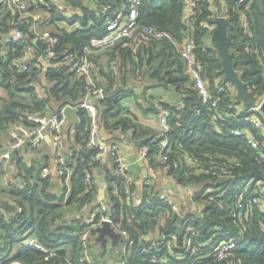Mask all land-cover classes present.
<instances>
[{
	"label": "trees",
	"instance_id": "16d2710c",
	"mask_svg": "<svg viewBox=\"0 0 264 264\" xmlns=\"http://www.w3.org/2000/svg\"><path fill=\"white\" fill-rule=\"evenodd\" d=\"M62 1L44 0L42 3L32 0L28 12L23 14L17 9L3 10L0 0V90H5L8 96L0 104V133L19 124L34 127L36 124L29 120V116L49 109L56 113L68 106H81L88 97L95 96L86 77L74 72L68 61L61 60L62 55L71 54L73 59L79 60L90 40L105 34L108 17L115 18L116 13L127 5V0H112L111 5H105L102 0ZM234 1L224 0V5L229 8V17L233 18L227 32L233 40L230 51L235 70L248 90L257 98H263L264 0H246L237 9ZM157 2L143 0L139 23L171 33L175 43L156 39L137 48L117 43L106 50L110 54L106 67L101 66L99 54L95 56L98 68L93 72V80L96 88L119 90L122 84L124 91L120 89L119 95L109 99H98L94 106L98 112L97 120L103 127L134 131L136 138L144 137L142 145H149L150 138L159 132H151L136 122L123 104L125 95L134 94L139 105L146 106L150 112L169 110L172 131L167 154L171 164H178L169 175L176 178L182 188L195 189L190 202L201 210H193L185 218L182 228H178L179 215L167 201L157 198L159 193L155 187L144 186L140 194L143 201L139 204L126 196V179L114 176L113 171L109 177L110 213L101 214L95 223L99 224L103 215L110 214L114 225L128 231L135 244L127 254L120 253V262L124 264H163V259L169 264H264V205L252 203L257 184L264 182V146L256 151L248 139L233 134L236 129H246L263 144L264 137L260 136H263L264 128L257 130L247 126L244 122L247 109L236 99L235 87L232 86V92L228 93L229 83L224 82L221 73L223 62L203 27L205 22L211 21L209 17L216 10L207 0L203 2L189 32L211 91V100L204 102L178 51L187 31L183 23L186 0ZM66 12H72V16ZM38 14L43 17L37 23L34 16L38 17ZM243 17L247 19L249 31L244 28ZM43 24L48 30L40 29ZM17 29L29 33L32 41L35 40L32 50L37 52L34 56L38 58L42 56L46 42L37 34L48 31L56 35L59 42L55 50L60 55L57 61L60 63L45 74L34 67L27 72L19 71L15 62L23 54L22 47L10 44L8 55L4 56L5 37ZM42 76L48 84L46 96L40 97L35 86ZM148 76L163 91L180 95L183 103L158 99L156 103L154 97L146 95L145 88L138 95L131 88L125 90L129 79L142 85ZM214 101L216 106H213ZM261 116L264 120L263 114ZM72 130L71 126L64 130V153L70 160L59 164L58 182L53 183L51 176H44L48 161L45 166L33 162L31 167L23 161L18 162L23 187L12 184L8 191L18 210L8 216L0 198V264H87L82 261L85 249L82 236L88 231L87 248L93 264H106L97 228L83 226L82 219L77 216L83 208L92 205L97 193L95 168L99 162V150L90 144L92 117L86 108L78 112ZM159 154V144L149 145L147 157L152 163L157 161ZM190 155L203 162L207 169H211V161H218L228 168V174H197L188 162ZM71 170L73 175L68 184L67 173ZM214 170L218 168L214 167ZM87 172L94 175L92 189L84 184ZM248 187L250 192L240 197ZM3 193L0 187V196ZM239 203L245 209L241 220L233 216ZM97 208L94 206L91 211ZM191 229L196 230L197 235L190 240L193 245L187 253L185 244L189 241L186 239ZM156 232L157 236L164 235V241L172 243L174 249L169 250L161 244L163 241L155 240L157 237L149 238ZM25 234L34 237L48 252L24 246L21 238ZM240 239L244 241L227 258L215 260L213 255L219 244Z\"/></svg>",
	"mask_w": 264,
	"mask_h": 264
},
{
	"label": "built area",
	"instance_id": "2783aa9c",
	"mask_svg": "<svg viewBox=\"0 0 264 264\" xmlns=\"http://www.w3.org/2000/svg\"><path fill=\"white\" fill-rule=\"evenodd\" d=\"M32 0H1L3 10L9 9L11 11L17 9L19 12L25 14L28 12L30 8V2ZM42 3L44 0H39ZM157 4L159 3V0H157ZM206 0H186L185 2V11H184V17H183V23L185 27L187 28V31L185 33V39L183 43L178 47V51L181 55V57L185 60L187 65V71L192 77L195 89L198 92V95L200 99H202L204 102H207L211 100V91L209 84L207 82L204 66L201 62L198 61L196 53H195V44L192 36L190 35V30L193 28L195 20L197 18V12L201 10V4L205 2ZM216 10V13L212 14L210 18V22H205L203 27L207 30V36L208 40L211 42V37L216 30V25L213 23L215 20H217L220 17L228 18L229 15V8L224 5V0H221V9L218 6V0H207ZM235 8L241 7L246 0H235L234 1ZM143 0H127V5L125 7V10L114 18L113 16L108 17V23H107V31L104 35L100 37H93L90 40L89 45L85 48L84 53L82 57L77 60L73 59V55L64 53L61 59L68 61L69 66L73 68V71L76 72L78 75H82L86 77V79L90 82L92 86V91L95 96H101L102 95V88H96L94 85L93 80V72L98 68L97 63L95 61V56L98 54L106 51L109 48H112L117 45V43L123 42V46H133L134 48H137L138 46L142 44H146L151 40L156 39H167L172 43H175V39L173 35L167 31L161 30L159 28H156L154 26H142L139 23L140 17H141V7H142ZM49 2H47V5ZM68 15V14H67ZM72 15L69 14V17ZM35 20L38 23L39 17L34 16ZM243 25L246 30L249 31V25L247 23V19L245 17L242 18ZM39 37H42L43 40H45L46 45L44 48V52L41 57H36L33 55L32 50V42L35 40L31 39V36L29 33L24 32L20 29L14 30L10 32L4 40V56L6 57L8 55V46L10 44H19L23 49V54L20 58H18L15 62V67L21 71V72H27L31 68H36L38 72L47 73L48 71L52 70L56 65H58L59 62H57L60 59L59 53L55 50V45L59 42V39L56 35H53L52 33L46 31L42 34H37ZM39 60V61H38ZM232 84L229 83V90L228 93L232 92ZM236 93V89L234 91ZM93 97V96H91ZM89 97L85 102L81 104L82 108H86L92 117V130L90 133V144L94 145L98 148V160L100 157L104 155H111L114 162V176H123L126 179V183L128 184L127 190H126V196L130 199L136 200L139 204L141 203V197L138 191L139 185L144 186H151L153 185V182L149 180H145L143 183H140L132 178L130 174L131 165L132 163L127 159V157L121 152L120 146L118 143L112 141L109 143L101 142L98 140V120L96 115V108L93 104L89 103ZM264 101L263 98H258L257 102L251 106V107H244L247 109L244 113L247 115L245 117L244 122H246V125L254 128V129H262L264 128V120L262 118V111H261V105ZM217 103L214 101L213 106H216ZM242 107V108H244ZM66 108H63L62 110L53 113L52 115L44 118V119H37L34 117V115L29 116V120L36 124V126L28 128L25 126H18L16 127V130L14 131V143L12 145L13 149H18L22 147L26 142L27 139L33 135L39 134L45 129L47 126H49L53 143L57 149V162L59 164H63L66 161V155L64 153L65 149V127L67 126L68 122V116L65 112ZM243 111V110H241ZM171 112L167 109H163L161 111V119H160V127L158 129V135L151 137L149 141V145H157L160 146V154L157 159V164L160 166V168L163 169L164 173L166 174L169 181L173 182L175 185L177 184L176 178L169 175L170 171H172L174 168L178 167L177 163L171 164L169 155L167 154L170 146L171 141L169 138V134L172 131V126L170 124V118H171ZM264 116V115H263ZM233 134L236 137H242L245 139H248V143L252 146V148L256 151L261 150V146H264L263 144H260L259 138H255L250 134V132L246 129H236L233 131ZM264 137L263 136H260ZM149 145H142L141 150L144 155H147L149 152ZM188 162L191 166H193V171L197 174L201 173H210L216 174L218 172H222V174L227 175L228 174V168L226 166L220 165V163L217 162H210L211 169L204 168L202 165L203 162L198 161L194 156H191L188 158ZM214 167H217L218 170L215 171ZM69 173V172H68ZM67 173V174H68ZM44 176H49V171L46 169L44 171ZM84 184L88 189H92L94 184V175L90 172H87L84 178ZM178 187H181L178 185ZM190 192L188 193V197L190 200H192L193 192L191 189H188ZM250 188H245L243 193L240 197H242L244 194L249 193ZM157 198L160 200L167 201L171 206L177 215H182L184 218L187 217L188 214L192 213L193 210L198 209L196 205H193L190 207V209L187 212H184L182 210V206L175 200L173 197L169 196L167 192H160L157 195ZM252 203L255 204H263L264 205V182H259L255 188V194L252 197ZM110 208H108L106 205L101 204L98 206L97 209L94 211H91L90 214L85 217L82 220V225L89 227V228H99L102 227L104 222H108L112 225H114V218L110 216V214L103 215L100 219V223L96 224V220L98 217L107 212L110 213ZM198 210H201L199 208ZM245 209L242 207V203H239V207L235 210L233 213V216L235 219H242L244 216ZM120 233L122 235V245L121 250L123 254H127V251L129 248H131L135 242L131 239L128 231L124 230L123 228H119ZM88 234L89 231L86 232L82 236L83 245H84V257L82 261H84L87 264H93L91 254L89 252V249L87 248V242H88ZM197 235L196 230L191 229L190 234L186 240H189L186 242V252H190V249L192 248V238ZM166 238L164 235H159L155 240H161L163 241L161 244L166 245V247L169 250L174 249V245L172 243L164 241ZM21 240H23V245L40 249L45 252H48V249H46L42 244H40L34 237H29L27 234H25ZM154 240V239H153ZM244 240H230L227 242H222L219 244L218 247H216L214 251L213 257L217 261L224 260L228 257V255L238 246L240 245ZM160 244V245H161ZM200 247H202V244H199ZM156 247V246H155ZM163 264H169V262L166 259H163L161 261ZM106 264H124V262L116 263L113 261H108Z\"/></svg>",
	"mask_w": 264,
	"mask_h": 264
},
{
	"label": "crops",
	"instance_id": "0c3cea01",
	"mask_svg": "<svg viewBox=\"0 0 264 264\" xmlns=\"http://www.w3.org/2000/svg\"><path fill=\"white\" fill-rule=\"evenodd\" d=\"M57 1L61 3L62 0H57ZM125 7L126 5L123 6L122 9H120L116 14L123 12L125 10ZM66 13H68L69 15L72 12H66ZM38 17L41 19L43 17V14H40V15L38 14ZM61 24H64V23H61ZM46 27H47L46 24H43L40 27V29L43 31L48 30V28ZM34 54L37 55V52L33 50V55ZM98 56H99L98 59H100L101 61V66L106 67L109 64L108 60L110 58V54L104 51L100 53ZM100 78L103 79L102 76ZM141 83L142 85L137 84V82L133 81V79H129L128 84H126L125 86V90H129L131 88V90L136 95H138L139 93H141V90L145 88L146 95L149 97H154L156 103L158 102V100H161L163 102H171V100L172 101L178 100L180 104L183 103V100L181 99L180 95H177L173 91L172 92L163 91L162 88L159 86V84L156 81H153L152 79H150L149 76ZM47 84L48 82L46 81L45 77L43 76L39 77V83H37L35 87H36V93L40 97H42V95L46 96ZM122 87L123 86L121 84L120 86L121 90L123 89ZM121 90H120V93H121ZM130 95L131 96H127V94L125 95L126 97L124 98L123 104L127 107V109L134 116V118L137 119L136 122H138L145 129H148L151 132L158 131L160 127L161 111L160 112L159 111H156V112L148 111L149 108H147L146 106L139 105V103L137 102L136 96L134 94H130ZM90 98L92 97H89L88 100H90ZM7 99H8L7 92L5 90H0V104L2 103V101L7 100ZM50 112H52L50 109L47 110L46 113L48 114V116L52 115ZM74 124L75 123L68 124L67 126H71V130H72V126ZM18 126H23V125L19 124ZM68 129L69 127L66 129V134L68 133ZM15 130H16V127H12L0 133V149L8 147V146L12 147L14 143L13 134ZM71 132H73V130ZM97 138L101 142L109 143V142L114 141L119 144L121 152L132 163L130 174L133 179H135L136 181L140 183H143L145 180L150 179L153 182V185H152L153 188L155 187L158 193L167 192L169 196L173 197V199H175L179 204H181L182 210H185L184 212H187L190 209L189 207L191 206V202H190V198L188 197V193H189L188 190L182 187H178V185H175L173 182L169 181L164 171L157 164V161L155 163H152L151 160L147 157V155H144L142 153L141 141L143 142L144 137H142L141 139L136 138L134 131L124 132L122 129L108 130L105 127H103L102 124L99 123L98 121V137ZM56 156H57V149L53 143L51 131L49 129L48 132L43 134L42 138L36 142V144L33 146V149L29 151L27 154L23 155L19 161L25 162L29 167L32 166L33 162H36V163L39 162L40 165L45 166L46 161H48L49 166L47 168L49 171V176H51V180L54 183V182L59 181V175H60L59 163L57 162ZM19 161L15 163V169L12 170L11 168L12 162L10 161V159L3 158V157L0 158V164H1L0 165V187L4 191L3 195H1L0 198L3 199L2 203L5 201H8L10 204H12L15 207L14 213L18 209L14 203V200L9 197L8 191L12 184L14 186L23 187L24 179L19 174V171H18ZM113 169H114V164H113V159L111 155L108 154V155H104L100 157L99 162L95 168V185L97 189L96 197L92 205L86 206L77 215L80 219L83 220L85 217H87L90 214L92 207L94 206H99L101 204H104L108 208L111 209L112 202H111L109 177H110V174L113 172ZM72 175H73V170L69 171V173L67 174L66 182L68 184H70ZM143 190H144V185H139V188H138L139 194H142ZM142 201L143 200H141V202ZM187 204H189L190 206ZM6 214L8 216L13 215L8 210H6ZM161 222H163V219L161 220ZM111 228L112 229H110L108 232L106 231L99 232L97 229L98 240L101 244V252L104 251L105 259L107 262L113 261L116 263H121L120 253L121 254L123 253L121 250L122 235L119 230L120 225L111 224ZM157 233L158 232H156L155 234H151L149 238L153 236L157 237Z\"/></svg>",
	"mask_w": 264,
	"mask_h": 264
},
{
	"label": "water",
	"instance_id": "95a60500",
	"mask_svg": "<svg viewBox=\"0 0 264 264\" xmlns=\"http://www.w3.org/2000/svg\"><path fill=\"white\" fill-rule=\"evenodd\" d=\"M105 5H111L112 0H102ZM221 0H218V6L221 9ZM232 17L224 18L220 17L215 20L213 23L216 25V30L214 31L211 37V45L213 49L217 51L218 57L223 62V67L221 73L223 74V80L225 83L232 84L236 89V99L241 101L245 107H251L257 102V97L253 95L247 88V85L241 80L239 73L235 70V63L233 55L230 51V47L233 45L232 38L228 35L227 28L232 24ZM2 62V60H1ZM0 62V63H1ZM120 90H111L108 87H104L102 90L101 96H93L90 98V103L94 104L98 99H109L119 95ZM82 109V106L72 107L68 106L65 109V112L68 116V124H73L77 121L78 112ZM261 111L264 115V101L261 105ZM53 114V112H50ZM98 115V112H96ZM35 118L44 119L48 117L46 112L35 114ZM49 126H47L43 131L39 134L33 135L27 139V142L24 146L13 149L11 146L0 149V158H8L12 162L11 168L15 169V163L21 159V157L27 154L29 151L33 149V146L36 142L42 138V135L47 133L49 130ZM142 143V141H141ZM113 159V158H112ZM70 157H66V161H69ZM114 164V162H113ZM195 191L194 188L191 190ZM2 206L10 211L12 214L14 213L15 207L10 204L8 201L3 202ZM185 221L184 216L180 215L177 220V227L182 228V225ZM111 228V224L108 222H104L102 227L98 228V231H106L108 232Z\"/></svg>",
	"mask_w": 264,
	"mask_h": 264
},
{
	"label": "rangeland",
	"instance_id": "374dc122",
	"mask_svg": "<svg viewBox=\"0 0 264 264\" xmlns=\"http://www.w3.org/2000/svg\"><path fill=\"white\" fill-rule=\"evenodd\" d=\"M236 22H237V20H236L235 23H234L235 25L237 24ZM43 29H44V28H43ZM143 84H144V83H143ZM187 190H188V189H187ZM188 192H190V191L188 190ZM186 198H188V197H186ZM188 200H189V199H188ZM180 205H181V204H180ZM187 205H189V204H187ZM189 206H190V205H189ZM191 206H192V204H191ZM191 206H190V207H191Z\"/></svg>",
	"mask_w": 264,
	"mask_h": 264
}]
</instances>
